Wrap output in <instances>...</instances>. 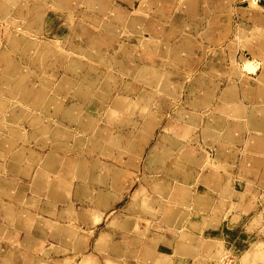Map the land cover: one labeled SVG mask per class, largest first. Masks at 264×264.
<instances>
[{
    "label": "crops",
    "instance_id": "crops-1",
    "mask_svg": "<svg viewBox=\"0 0 264 264\" xmlns=\"http://www.w3.org/2000/svg\"><path fill=\"white\" fill-rule=\"evenodd\" d=\"M188 1L196 9L204 1L203 14L208 26L214 12L227 16L239 0ZM146 3L150 4L148 7L155 6L153 0ZM92 6L99 8L95 3ZM236 11L244 21L251 22V28L240 30L238 41L228 44V54L219 52V56L200 67L198 75L191 79L184 102V86L173 78V72L144 64L142 59L136 62L131 49L123 44L116 55L107 57L104 53L100 55L101 50L86 53L85 46L80 49L74 44L64 51L66 62H50L47 54L64 55L53 46L58 42L63 45L64 41L56 36L50 41L38 33L23 40L14 36V46L19 52L0 51L5 56L12 53L14 59L21 60V54L26 60L32 59L29 71L33 75L29 88L14 87L26 91L20 104L30 108L22 114L30 118V129H15V125L0 121V132L3 131L0 169L10 162L8 170L14 176L30 174L28 182H32L30 185L37 193L55 194L68 173L78 172L80 179H85L86 173L92 174V182L100 185L90 191L86 182H79L75 188L77 198L87 191L91 196L92 208L83 207L85 211L78 213L77 219L88 220L93 235L54 225L45 216L41 218L44 227L60 226L62 229L58 230L67 238L77 235L72 247L64 249L87 252L83 258L77 261L76 254L35 258L28 253L41 251L50 255L53 250H64L37 236L45 233L42 225L37 227L36 235L32 234L30 222L36 216L31 196L25 202L27 209L21 208L27 216L16 221L13 231L14 237L20 231L24 238L19 243L2 246L4 251L12 252L14 264H218L217 260L232 264L227 262L230 259L233 264H259L262 248L257 247L264 245L260 241L264 240V205L258 200L262 187L259 178L264 176V0L240 4ZM196 31L210 38L207 27ZM151 42L157 43V54L173 64L183 65L187 70L198 66L188 65L189 59L196 55L192 50L195 42L191 41L190 51L187 47L182 50L179 43H169L165 50L153 35L140 39L142 46L152 45ZM30 46L32 51L27 52ZM91 49H96L94 43ZM241 49L252 59H244ZM239 53L242 63L236 62ZM73 54L86 57L87 62L74 61L70 69L67 62ZM229 58L231 68L226 61ZM254 62L260 68L250 73L247 65L251 63L254 69ZM2 63L0 60L5 77L0 80V92L8 94L0 96L13 97L10 91H14L11 87L20 79L19 69L12 73L10 63L6 62L8 66ZM24 63L29 66V61ZM102 64L119 74L101 70ZM60 68H65V74L58 71ZM235 72L242 73L240 80L231 76ZM134 81L145 87L137 100H128L125 94L136 90ZM148 86L174 96L175 100L164 102L157 97L154 107L149 108L143 102L157 93ZM30 90L36 91L32 99ZM67 90L73 93L68 94ZM47 106L55 111L45 112ZM172 107L174 115L167 120ZM128 109L139 118L129 113L120 117ZM43 112L45 116L40 115ZM1 114L0 109V118ZM7 119L17 121L15 115ZM115 123L119 125V133L113 132L111 126ZM65 135L69 140H63ZM32 141L42 148L50 141L52 149L42 154L25 145ZM79 145L112 162L93 157L90 166L83 155L72 159L59 151L66 148L72 154L78 153ZM8 153L13 156L5 162ZM138 171L142 172V182H129V177ZM1 180L17 182L16 177ZM41 211L52 212L46 207ZM14 212L6 213L13 218ZM8 261L9 258H3V264Z\"/></svg>",
    "mask_w": 264,
    "mask_h": 264
},
{
    "label": "rangeland",
    "instance_id": "rangeland-1",
    "mask_svg": "<svg viewBox=\"0 0 264 264\" xmlns=\"http://www.w3.org/2000/svg\"><path fill=\"white\" fill-rule=\"evenodd\" d=\"M153 1L155 6L152 5L151 7H148L150 4H147L146 0H0V51H6V49H9L13 52H19V49L14 46L13 37L16 36L17 38L23 40V38H32V36H35L34 34L46 35L40 37L50 41H54L55 38H53V36H56V38L61 42L64 41L63 45L60 42L53 45L57 51L64 52L76 44L80 49L85 46L88 50H84L86 53H100L101 50L102 52L100 55L102 56L104 53L105 57L116 55V51L119 50V47L123 44L131 49L136 62H140V59H142V63L144 64L157 66L158 68L160 67L161 71L167 69L168 71L173 72V78L181 81L184 86V90L182 92L184 102L188 88L191 86V79H193L195 75H198L200 67H204L215 56H219V52L225 51L226 54H228V44L238 41L237 34H239L240 30L243 27L249 29L251 28V22L244 21L240 18L236 10L238 5H248L249 2L254 4L256 0L236 1L233 4V12L229 13L227 16L224 12H214L210 17L213 18L210 22L211 25L208 26H206L205 14H203L204 1L199 2L197 9L195 6L190 7L188 0H160V4H157L158 0ZM217 1L218 0H211V2L214 3ZM94 3L97 4L99 8H94V6H92ZM142 6L145 8L144 11L142 10ZM199 27H207L208 34L210 35L209 39L206 35L201 36L198 34L196 30ZM152 35L161 42V45L165 50H167L166 47H168L169 43H179L181 44L182 50H185L187 47L190 51L192 42H195L192 50H194L196 55L189 59L188 65L198 66L194 69L187 70L184 69L187 67H184L183 65L176 63L173 64L166 57H162L157 54L156 42H151L150 44L152 45H147V47L140 45V39L142 37L144 38L145 36V38L148 39L152 37ZM93 43L96 47L95 50L91 49ZM21 46L24 45L21 44ZM97 50H99V52ZM28 51H32V46L28 48L27 52ZM240 53H244V59H252L250 58L251 55L247 52H243L242 49ZM240 53L237 56L236 62H241ZM47 56L48 61L50 62L67 61L66 52H64V55L47 54ZM184 57L187 60L186 54H184ZM85 58L86 57L83 58L82 56L73 54L69 57L67 65H70L71 69V64L74 61L87 62V59ZM0 60H3V65H7L6 62L10 63L9 71L13 73L14 71L18 72L19 69L20 74V79L15 81L14 86L11 87L14 91H10V93L14 96H9L7 98L0 96V103H2V105H0V109L2 111L0 119L2 120L0 121H3L4 124L7 123L10 126L15 125V129H24L23 127H25L29 130L31 125L30 118L22 117V114L23 111L27 109L29 110L30 108L20 104V102H24L26 91H18L14 87L20 86L22 88H29L28 86L32 83L33 78V75L31 76L29 71V67L32 68V59L26 60V58L21 54V60H19V58L14 59L12 53L9 56H5L4 53H0ZM165 60H167L166 64ZM19 61L21 62L20 64H18ZM24 61H29V66H27ZM106 61L108 63V60ZM226 61L228 62V67L231 68V59H226ZM106 64L99 66L100 69L119 74L117 71L109 68ZM95 65L98 66L99 64L97 65L95 63ZM254 65H256V69H253V65L249 63L247 65L248 69L246 70L252 73L260 68V64L254 62ZM58 71L60 73L62 72L61 74H65V68H60ZM241 74L242 73L240 72H235L231 73V76L236 80H240L239 78L241 77ZM4 77V74L0 70V80ZM134 83L136 90L127 91L125 94L128 100H137L140 90L142 87H145L144 84H139L135 81ZM148 88L149 90L157 93V95L155 94V97L152 96L150 100L143 102L144 105L147 104L149 108L154 107L153 103L156 101L157 97H160L164 100V102L168 100H175L174 96L154 90L150 86H148ZM30 91V98L32 99V93L35 94L36 91ZM0 93L6 94V96L8 94L7 92ZM49 93L53 94L52 90H49ZM66 93L69 94L73 92L67 90ZM116 94H118V92H116ZM12 103H15L16 105L13 106L11 105ZM46 111L54 112L55 109L54 107L47 106L45 112ZM130 111L132 110L128 109L125 112H121L119 115L120 117L127 116ZM45 112L40 115L45 116ZM174 112V107L170 108L166 119L171 120ZM12 115L17 117L16 123L8 122L7 118ZM130 115L134 118H139L137 113ZM18 116H20L21 120ZM49 124L52 125V121H50ZM118 126L119 125H117V123L111 126L113 128V132L119 133ZM2 132H0V139L3 138ZM67 136L68 135H65L63 140H69ZM46 143H48V145H44V148L38 146L34 141L31 143L27 142L25 145L33 147L43 154L44 152L52 149L50 141ZM20 144L23 143L20 142ZM77 149L79 152L73 154L66 148H62L59 151L72 159L82 157L83 155L89 160L90 166L93 157L99 158L102 161L112 162L110 158L104 157L96 151L93 152L92 149L87 150L80 145ZM12 156V153L6 154L4 158L6 159L5 162ZM10 164L11 163L9 162V164H6L5 169H0V264H3V258L5 257L9 258L7 264H14L12 252L8 250L4 251L2 246L6 247L7 245L13 243H19L24 238V235H22V232L20 231L19 234L14 237L13 231L16 221L19 222L22 217L27 216L26 212L22 211L21 208L27 209L25 208V202H27V199L31 196L32 212L36 216V218L31 219L32 221L30 222L32 224V234L36 235L35 233L37 232V227L42 225L45 233L37 235L42 241L46 240V243H53L57 247L62 246L64 249L66 246L71 248L72 243L75 241V237L77 236L72 235L73 237L67 238L65 233H61L62 231L58 230L61 228L60 226L44 227L41 222V218L43 216L51 219L54 225H62L67 228L72 227L80 234H83L84 232L85 234L91 233L93 235L94 232L91 231L92 224L88 223V220L82 218H80L81 220L77 219L78 213L81 214L85 211V208H92L91 196L88 195V191L79 198L75 195L76 184L79 182H86L90 191L94 188V186H100L98 182H92V174L86 173L87 176H85V179H80L78 178V172H76L77 174L68 173V177L63 180L65 182H62L55 194L48 193L47 191L37 193L32 188V185H30L32 182H28L30 180V174L26 177L23 175L14 176V174L8 170V166H10ZM20 166L22 167L23 165L20 164ZM36 168L37 166L35 165L34 170ZM141 173L142 172L139 171L133 173V175L129 177L128 181L137 182V184L138 182H142ZM14 177L17 178V182H5L1 180L2 178ZM259 179L261 180L262 187H260L261 195L258 200L259 204L264 205V176H261ZM67 184H69V186ZM85 194L87 195L85 196ZM124 202L125 201L121 202L120 205H123ZM43 207L51 209L52 212L42 213L41 209ZM67 208L72 210H65ZM8 210H15V217H8L6 213ZM106 211L107 210H103L105 213ZM104 224L105 222L102 225L104 226ZM260 241L264 240L261 239ZM259 249H261L260 253L262 255L259 256L260 258L257 262L259 261V264H264V245L259 248L257 247V250ZM247 251L250 250L248 249ZM28 253H31L35 258H50L52 255L54 257H58L67 254H76V260L78 261L83 258V254H86L87 252L60 249L53 250V253L51 252L50 255H44L41 251H30ZM227 262L232 264L234 263L233 259L227 260ZM217 263L222 264V261L217 260Z\"/></svg>",
    "mask_w": 264,
    "mask_h": 264
}]
</instances>
